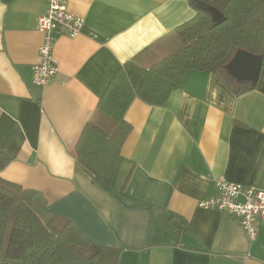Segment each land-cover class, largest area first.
Wrapping results in <instances>:
<instances>
[{
    "label": "crops",
    "instance_id": "obj_1",
    "mask_svg": "<svg viewBox=\"0 0 264 264\" xmlns=\"http://www.w3.org/2000/svg\"><path fill=\"white\" fill-rule=\"evenodd\" d=\"M48 0H0V177L39 192L41 209L72 220L126 264H264V226L251 240L238 217L199 206L215 179L264 190V65L239 94L214 71L188 70L163 105L135 98L111 185L76 159L117 71L150 66L178 45L189 0H70L81 32L56 34L59 71L34 82Z\"/></svg>",
    "mask_w": 264,
    "mask_h": 264
},
{
    "label": "trees",
    "instance_id": "obj_2",
    "mask_svg": "<svg viewBox=\"0 0 264 264\" xmlns=\"http://www.w3.org/2000/svg\"><path fill=\"white\" fill-rule=\"evenodd\" d=\"M195 10L175 31L178 45L150 66L127 61L100 98L96 116L87 122L75 146L76 159L106 185H111L131 125L125 115L135 98L163 105L180 88L188 70L214 71L242 94L257 83L239 82L227 70L243 49L264 57V0H189ZM226 17L216 25L206 10ZM105 116L111 119L104 126ZM9 158L0 151V169ZM37 190L0 177V264H126L121 250L91 242L76 224L41 209Z\"/></svg>",
    "mask_w": 264,
    "mask_h": 264
},
{
    "label": "built area",
    "instance_id": "obj_3",
    "mask_svg": "<svg viewBox=\"0 0 264 264\" xmlns=\"http://www.w3.org/2000/svg\"><path fill=\"white\" fill-rule=\"evenodd\" d=\"M70 0H48V9L39 18V30L43 33V43L39 48L40 61L34 65V82L38 85L49 84L59 71L54 56L56 34L67 29L71 37H76L84 24V18L72 13ZM217 194L201 200L199 206L218 210L239 218L251 240L256 239L259 227L264 226V190L254 186L231 182L225 177L215 179Z\"/></svg>",
    "mask_w": 264,
    "mask_h": 264
},
{
    "label": "water",
    "instance_id": "obj_4",
    "mask_svg": "<svg viewBox=\"0 0 264 264\" xmlns=\"http://www.w3.org/2000/svg\"><path fill=\"white\" fill-rule=\"evenodd\" d=\"M206 10L210 13L216 25L225 21V15L214 6H207ZM264 65V57L249 51L238 49L234 53L227 70L239 82L257 83Z\"/></svg>",
    "mask_w": 264,
    "mask_h": 264
},
{
    "label": "rangeland",
    "instance_id": "obj_5",
    "mask_svg": "<svg viewBox=\"0 0 264 264\" xmlns=\"http://www.w3.org/2000/svg\"><path fill=\"white\" fill-rule=\"evenodd\" d=\"M102 124L104 126H109L111 124V119L107 116H105V119L102 120Z\"/></svg>",
    "mask_w": 264,
    "mask_h": 264
}]
</instances>
